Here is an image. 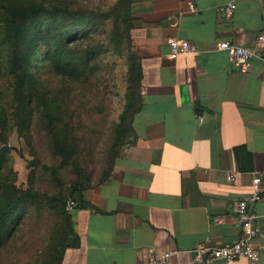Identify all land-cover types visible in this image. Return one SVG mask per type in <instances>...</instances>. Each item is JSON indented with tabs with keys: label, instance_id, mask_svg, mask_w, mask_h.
<instances>
[{
	"label": "crops",
	"instance_id": "crops-1",
	"mask_svg": "<svg viewBox=\"0 0 264 264\" xmlns=\"http://www.w3.org/2000/svg\"><path fill=\"white\" fill-rule=\"evenodd\" d=\"M132 12L140 109L109 179L71 211L79 242L62 264H149L161 251L172 252L167 264H196L198 244L239 238L234 205L264 172V65L241 68L219 48L255 46L264 0H134ZM171 38L191 50L174 53ZM249 207L260 259L214 264H264V192Z\"/></svg>",
	"mask_w": 264,
	"mask_h": 264
},
{
	"label": "trees",
	"instance_id": "trees-1",
	"mask_svg": "<svg viewBox=\"0 0 264 264\" xmlns=\"http://www.w3.org/2000/svg\"><path fill=\"white\" fill-rule=\"evenodd\" d=\"M133 2L0 0V264H62L78 244L67 200L90 205L86 191L111 176L140 109ZM43 62L55 87L38 78ZM119 64L120 110L111 117L97 98ZM14 129L31 155L26 186L9 143Z\"/></svg>",
	"mask_w": 264,
	"mask_h": 264
},
{
	"label": "built area",
	"instance_id": "built-area-1",
	"mask_svg": "<svg viewBox=\"0 0 264 264\" xmlns=\"http://www.w3.org/2000/svg\"><path fill=\"white\" fill-rule=\"evenodd\" d=\"M234 2L231 1L225 7V13L228 16L234 13ZM170 46L174 53L181 51L189 52L191 44L188 40L171 38ZM219 48L228 52L231 58L241 68H246L250 60L257 57L264 65V27L256 38L255 46H246L230 40H222ZM228 178L234 179L235 174H229ZM252 192L248 196L239 199L234 205V211L237 218V225L240 228V236L237 240L227 242L220 246H210L200 243L194 248L196 264H214L217 260H235L246 258L254 263L260 259V252L255 243V237L258 233V227L255 223L257 215L250 210V203L259 200L264 192V172L254 176L252 182ZM77 206L74 198L69 197L66 208L72 211ZM172 252L161 251L154 252L148 256L149 264H167V260Z\"/></svg>",
	"mask_w": 264,
	"mask_h": 264
},
{
	"label": "rangeland",
	"instance_id": "rangeland-1",
	"mask_svg": "<svg viewBox=\"0 0 264 264\" xmlns=\"http://www.w3.org/2000/svg\"><path fill=\"white\" fill-rule=\"evenodd\" d=\"M35 59V58H34ZM35 64L33 68L37 67V61L34 60ZM120 62V61H119ZM44 62L42 63L38 78L46 79L48 84L51 87H55L57 85V79L52 76V74L48 71L47 66H43ZM121 64L117 66L112 65V70L110 69L106 75V80H109V90L108 93L105 95H101L97 100L99 101L101 109L105 111V114L108 111L111 112V117L117 114L120 110V103H121V93H120V84L123 81V72L124 68H122ZM105 81V84L107 82ZM3 79H0V90L3 88ZM9 143L14 147L12 154L14 160V166L18 171V184L21 186H26L27 174H28V162L31 159V155L29 152V148L26 146L24 139L19 135L17 129L12 130L9 138ZM2 145L0 140V146Z\"/></svg>",
	"mask_w": 264,
	"mask_h": 264
}]
</instances>
